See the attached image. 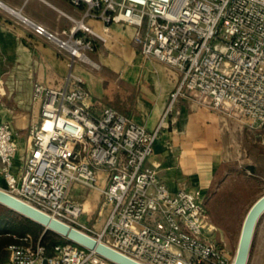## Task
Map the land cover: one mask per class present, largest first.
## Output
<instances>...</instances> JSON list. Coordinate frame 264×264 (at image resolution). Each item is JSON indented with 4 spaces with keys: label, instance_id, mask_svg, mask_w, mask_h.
Segmentation results:
<instances>
[{
    "label": "built area",
    "instance_id": "built-area-1",
    "mask_svg": "<svg viewBox=\"0 0 264 264\" xmlns=\"http://www.w3.org/2000/svg\"><path fill=\"white\" fill-rule=\"evenodd\" d=\"M107 25L135 28L145 57L180 75L162 117L147 129L112 106L99 107L74 74L53 86L36 83L40 117L18 156V133L0 122V177L7 192L144 264H230L211 236L200 189H169L149 164L159 134L182 99H197L247 128L264 126V0H72ZM27 21V18H24ZM80 60L93 42L83 19L50 32L33 24ZM102 174H105L103 178ZM103 181L105 183L103 184ZM100 189L104 224H82L75 185ZM0 264H116L70 241L51 248L30 234L8 247Z\"/></svg>",
    "mask_w": 264,
    "mask_h": 264
},
{
    "label": "crops",
    "instance_id": "crops-1",
    "mask_svg": "<svg viewBox=\"0 0 264 264\" xmlns=\"http://www.w3.org/2000/svg\"><path fill=\"white\" fill-rule=\"evenodd\" d=\"M73 19H83L93 31L79 33L93 42L87 60L33 28L41 24L58 32L70 28ZM134 35L133 26L107 25L87 14L85 4L76 6L72 0H0V122L10 121L18 133L17 160L28 151L30 124L40 117V103H33L35 84L53 86L70 74L84 80L99 107L112 106L147 129L156 128L180 75L166 63L145 57ZM263 129L247 128L197 99H182L162 128L149 164L173 192L202 190L209 219L206 202L216 186L230 176L264 173ZM5 185L0 177V188ZM71 195L86 208L81 223L100 228L109 213V208L99 212L100 189L76 184ZM257 226L249 264H264V214Z\"/></svg>",
    "mask_w": 264,
    "mask_h": 264
},
{
    "label": "water",
    "instance_id": "water-1",
    "mask_svg": "<svg viewBox=\"0 0 264 264\" xmlns=\"http://www.w3.org/2000/svg\"><path fill=\"white\" fill-rule=\"evenodd\" d=\"M0 204L44 226L47 231H52L70 242L91 249L116 264H144L83 230L50 215L2 189H0ZM263 214L264 194L253 203L245 217L233 264H248L256 227Z\"/></svg>",
    "mask_w": 264,
    "mask_h": 264
},
{
    "label": "rangeland",
    "instance_id": "rangeland-1",
    "mask_svg": "<svg viewBox=\"0 0 264 264\" xmlns=\"http://www.w3.org/2000/svg\"><path fill=\"white\" fill-rule=\"evenodd\" d=\"M36 102L33 99V103ZM261 133L264 136V129ZM258 175V177L245 175L227 177L216 186L212 197L206 202L209 223L214 226L211 236L218 244L226 248L230 256V264L237 251L245 217L253 203L264 194V173H258ZM257 228L258 226L256 231ZM45 231L47 230L44 227L43 232ZM256 231L253 245L258 239ZM32 238L36 240L33 236Z\"/></svg>",
    "mask_w": 264,
    "mask_h": 264
},
{
    "label": "trees",
    "instance_id": "trees-1",
    "mask_svg": "<svg viewBox=\"0 0 264 264\" xmlns=\"http://www.w3.org/2000/svg\"><path fill=\"white\" fill-rule=\"evenodd\" d=\"M43 229L44 226L0 204V258H7L9 245L19 242L27 234H32L36 240L41 238L48 248L56 242L67 241L52 231L43 232Z\"/></svg>",
    "mask_w": 264,
    "mask_h": 264
},
{
    "label": "bare ground",
    "instance_id": "bare-ground-1",
    "mask_svg": "<svg viewBox=\"0 0 264 264\" xmlns=\"http://www.w3.org/2000/svg\"><path fill=\"white\" fill-rule=\"evenodd\" d=\"M0 189H2V188H0ZM2 190H5L6 191V189H2ZM30 204V203H29ZM236 255V254H235ZM234 259H235V256H234V258H233V260H232V262H231V264H233V262H234Z\"/></svg>",
    "mask_w": 264,
    "mask_h": 264
}]
</instances>
